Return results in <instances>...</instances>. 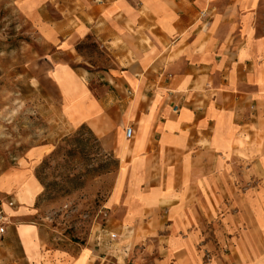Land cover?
Returning <instances> with one entry per match:
<instances>
[{"label":"rangeland","instance_id":"rangeland-1","mask_svg":"<svg viewBox=\"0 0 264 264\" xmlns=\"http://www.w3.org/2000/svg\"><path fill=\"white\" fill-rule=\"evenodd\" d=\"M82 3L0 0L2 214L22 208L24 219L12 225L23 230L30 224L25 201L40 187L34 202L39 217L32 220L46 226L51 249L76 255L90 248L93 264L257 259L264 254L260 140L253 139L245 162L221 154L214 169H199L205 159L192 152L165 149L163 137L156 149L139 154L137 139L124 135L128 126L117 124L111 106L103 105L115 102V88L96 92L106 73L116 74L112 52L90 33L68 38V15L79 16ZM128 96L121 97L124 103ZM5 234L0 264H15L11 250L18 238ZM25 238L35 252L37 239Z\"/></svg>","mask_w":264,"mask_h":264},{"label":"crops","instance_id":"crops-1","mask_svg":"<svg viewBox=\"0 0 264 264\" xmlns=\"http://www.w3.org/2000/svg\"><path fill=\"white\" fill-rule=\"evenodd\" d=\"M81 6L79 16L68 15V38L90 33L112 52L116 74L106 73L96 92L115 88L113 105L104 103L108 98L100 101L111 106L117 124L132 128L139 154L156 149L159 137L165 149L204 158L199 169L219 168L221 154L245 162L256 147L253 139L264 152V0H83ZM82 115L89 121L88 109ZM257 123L259 131H253ZM40 190L25 201L31 218L23 230L12 225L24 219L22 208L12 207L5 216V236L18 238L11 250L15 264L95 263L87 247L76 255L51 249L46 226L32 220L39 217L34 202ZM25 234L37 239L35 252ZM194 261L173 264H218ZM227 264H264V254Z\"/></svg>","mask_w":264,"mask_h":264},{"label":"built area","instance_id":"built-area-1","mask_svg":"<svg viewBox=\"0 0 264 264\" xmlns=\"http://www.w3.org/2000/svg\"><path fill=\"white\" fill-rule=\"evenodd\" d=\"M124 135L126 138H130L132 136V128L128 127L124 131ZM12 203H10L11 205ZM7 219L6 217L2 214V211H0V239L1 237L6 233V225H7Z\"/></svg>","mask_w":264,"mask_h":264}]
</instances>
